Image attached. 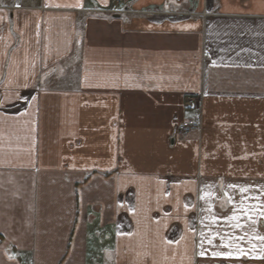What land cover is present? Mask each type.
Returning <instances> with one entry per match:
<instances>
[{
  "label": "crops",
  "instance_id": "1",
  "mask_svg": "<svg viewBox=\"0 0 264 264\" xmlns=\"http://www.w3.org/2000/svg\"><path fill=\"white\" fill-rule=\"evenodd\" d=\"M113 4L0 0V264H264V0Z\"/></svg>",
  "mask_w": 264,
  "mask_h": 264
},
{
  "label": "snow or ice",
  "instance_id": "2",
  "mask_svg": "<svg viewBox=\"0 0 264 264\" xmlns=\"http://www.w3.org/2000/svg\"><path fill=\"white\" fill-rule=\"evenodd\" d=\"M15 7L19 9L21 7L20 4H16ZM59 7V5H57ZM22 87L27 88L29 85L25 84L22 85ZM15 100L16 101H27L28 97H25L24 95H21L19 93H15ZM31 99L35 100V97H30ZM6 103H7V98H6ZM14 106V104H13ZM4 105H0V108H3ZM212 185H205V188L208 189L203 193V195L198 194V198L201 200H209L211 199L215 193L212 192ZM223 184L221 185V189L223 190ZM228 189L233 190V193H237L240 195L241 199L239 201V204L237 206V203L235 202L234 195L230 194L228 191H223V196L221 198V208L224 207L225 204H231L232 209H231V214L223 217V222L225 225L232 229H240L244 228L245 224L242 223V219L244 217L247 218L248 226L253 227V231H255V227L257 226L261 220H264V201L261 200V197H264V186H260V194L259 195H252L248 196L246 195L251 191V188L249 186H244V185H238V184H228L226 186ZM170 195V194H169ZM248 200H254L257 203L254 204H247L246 201ZM185 209L187 210V205H185ZM209 212L212 211V206L209 207L208 209ZM256 217L255 219L253 217ZM219 221L217 219V216L215 214L212 215V223L217 224ZM204 233H201V236L204 237ZM219 235V233L213 234L211 239H208V243H212V239H215L216 236ZM244 235H248L247 232L244 233ZM256 239L260 241H264V235H259L257 234ZM221 240H243L244 236H239L236 237L235 235H230V234H224L223 236H220ZM168 243H172V241H168ZM223 247L225 248H231L232 244L231 243H225L223 244ZM201 249H203V243H201ZM261 252H264V248L261 249ZM205 253L202 250L199 255L203 256ZM236 254L237 258L240 255H245L248 256L249 254L244 251V249L240 248L238 245L236 246ZM213 256H220L224 258H229L234 255L232 251L228 252H213ZM249 258H255V259H264V256H249Z\"/></svg>",
  "mask_w": 264,
  "mask_h": 264
},
{
  "label": "built area",
  "instance_id": "3",
  "mask_svg": "<svg viewBox=\"0 0 264 264\" xmlns=\"http://www.w3.org/2000/svg\"><path fill=\"white\" fill-rule=\"evenodd\" d=\"M122 3V0H114V4L113 7L109 10H107V12H112V13H124V12H128V9L125 7H120ZM192 103H197V99L195 98V96H187L185 98L184 104L186 107L190 106ZM199 128V124L196 120L194 119H185L180 121L176 127L175 130L176 132L180 133V134H184L186 132H189L192 129H197Z\"/></svg>",
  "mask_w": 264,
  "mask_h": 264
}]
</instances>
